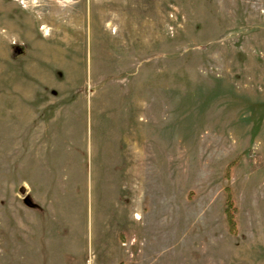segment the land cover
I'll return each instance as SVG.
<instances>
[{"label": "rangeland", "instance_id": "rangeland-1", "mask_svg": "<svg viewBox=\"0 0 264 264\" xmlns=\"http://www.w3.org/2000/svg\"><path fill=\"white\" fill-rule=\"evenodd\" d=\"M18 2L0 34L39 32L64 77L44 76L35 123L0 117L4 178L25 184L0 264H264V0Z\"/></svg>", "mask_w": 264, "mask_h": 264}, {"label": "crops", "instance_id": "crops-1", "mask_svg": "<svg viewBox=\"0 0 264 264\" xmlns=\"http://www.w3.org/2000/svg\"><path fill=\"white\" fill-rule=\"evenodd\" d=\"M2 1L3 0H0V5L3 4ZM9 1L10 0H7V2ZM82 1L83 0H23V2H18V4L30 12L32 9L35 10L40 8L42 2H46L49 4L50 13H56L58 8L77 5ZM45 29L47 28L45 27ZM39 37L41 38L39 32H36V34L30 33L27 37L30 40L28 43L25 41L17 43L14 42L13 36L10 37L8 34L6 35V33L0 34V84H3L7 88L6 95L0 94V117L2 115L7 117L10 116V114H14L15 117L20 118L22 121L26 119V122L30 124L35 123L40 118L42 110V105L38 104L40 102L39 94L42 95L47 90L53 89L46 85L44 76L47 74L55 76L58 74L56 72H59L61 77H64L62 70L51 67L48 63L43 62V60L41 61L33 57L36 55L33 46L36 44ZM12 45L17 46L19 51L21 50V54L16 58L12 57ZM56 77L58 79L60 78L58 75ZM26 130H29V133L32 132L30 133V141H28L32 144V147L35 148L34 141L37 136L34 131L35 129L33 128L30 130L27 127ZM9 132L10 130L8 131L7 128L0 127V180L3 181V184L0 183V213L3 214L14 207L11 206V204H14V201H11L10 204H4V199L7 201L6 196L11 188V184L13 191L17 188H25L24 183H17L10 181V179L5 180L4 178L6 175L2 166H7L9 164L8 160L10 154L7 156L3 155V150L1 151V149L4 145L2 146L1 142L5 139L6 133L9 134ZM12 133L20 137V134L24 133L23 127H14ZM32 195L41 206H45V200L41 197L40 193H34ZM22 210L25 213L34 215L32 211L26 210L24 207H22ZM16 220L20 223V218L18 216H16ZM32 220L33 222L36 221L34 218H32ZM2 228L4 227H0V229Z\"/></svg>", "mask_w": 264, "mask_h": 264}, {"label": "trees", "instance_id": "trees-1", "mask_svg": "<svg viewBox=\"0 0 264 264\" xmlns=\"http://www.w3.org/2000/svg\"><path fill=\"white\" fill-rule=\"evenodd\" d=\"M12 57L16 58L19 54H21V50L19 51L17 46L12 45ZM226 193V199H225V208H224V213L226 217V222H227V228L228 232L231 235L236 234V213H237V208L235 205V202L233 198L231 197V194L229 192V189L226 188L225 190ZM122 264V263H119Z\"/></svg>", "mask_w": 264, "mask_h": 264}]
</instances>
